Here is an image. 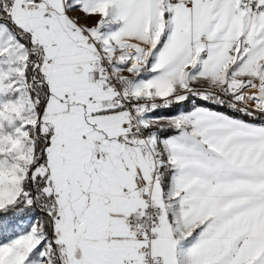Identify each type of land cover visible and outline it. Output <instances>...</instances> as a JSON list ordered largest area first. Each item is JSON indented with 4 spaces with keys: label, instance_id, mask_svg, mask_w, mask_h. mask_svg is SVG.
Returning <instances> with one entry per match:
<instances>
[{
    "label": "snow or ice",
    "instance_id": "snow-or-ice-1",
    "mask_svg": "<svg viewBox=\"0 0 264 264\" xmlns=\"http://www.w3.org/2000/svg\"><path fill=\"white\" fill-rule=\"evenodd\" d=\"M0 264H264V0H0Z\"/></svg>",
    "mask_w": 264,
    "mask_h": 264
}]
</instances>
